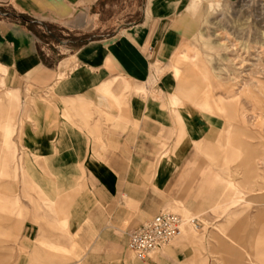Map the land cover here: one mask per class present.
I'll list each match as a JSON object with an SVG mask.
<instances>
[{
  "label": "crops",
  "instance_id": "obj_1",
  "mask_svg": "<svg viewBox=\"0 0 264 264\" xmlns=\"http://www.w3.org/2000/svg\"><path fill=\"white\" fill-rule=\"evenodd\" d=\"M103 1L0 0V121L8 140L15 126L18 156L26 151L42 158L27 167L35 176L31 183L51 203V214L42 212L50 221L48 233L28 218L23 235L60 247L55 228L63 222L73 252L80 253L68 264H202L189 235L145 261L134 257L127 242L132 230L168 207L203 213L227 191L219 205L225 211L243 201L234 181L205 156L219 123L181 109L193 102L223 114L224 106L214 105L207 92L212 80L173 58L191 32L184 15H202L213 2L201 8L204 0H150L139 24L82 44L67 39L69 55L61 56L50 41L53 27ZM166 63L184 81L171 97L175 108L164 98L173 77L154 75ZM233 127L227 120V140ZM237 132L247 135L246 128ZM241 144L233 153H250L252 144ZM165 146L170 151L162 154ZM258 194L263 205L264 195ZM219 231L229 234L224 225Z\"/></svg>",
  "mask_w": 264,
  "mask_h": 264
},
{
  "label": "rangeland",
  "instance_id": "obj_2",
  "mask_svg": "<svg viewBox=\"0 0 264 264\" xmlns=\"http://www.w3.org/2000/svg\"><path fill=\"white\" fill-rule=\"evenodd\" d=\"M210 2L213 4L204 14L184 15L191 32L173 58L183 68L208 73L212 82L207 92L214 105L224 106V113L193 102H186L181 109L195 110L219 123L216 141L205 156L234 181L243 193V201L231 211H225L219 205L229 195L227 191L215 206L203 213L193 214L179 206L162 211L182 215L185 223L181 235L196 239L202 264H264V204L258 205V192L261 198L264 195V0H204L200 1L201 8ZM149 3L150 0H104L91 11L79 10L73 18L53 27L54 37L50 41L58 46L61 56H67L68 47L64 43L67 39L82 44L94 38L115 36L145 19ZM183 50L186 52L180 57ZM167 64L157 67L154 75L173 77V89H167L164 98L170 108H175L171 97L179 93L184 81ZM207 92H202L204 101ZM227 120L234 122L235 130L228 140L224 129ZM14 127L8 140L0 121L4 135V142L0 143V264H46V260L73 263L80 253L73 252L72 237L63 222L55 228L60 233V247L41 238L28 241L23 235L28 218L40 224L42 234L48 233L50 221L42 218V212L47 210L51 214V203L31 183L34 173L28 172L27 166L40 164L42 158L27 156L26 151L18 156L13 141ZM240 128H246L247 135L238 134ZM241 141L252 144V152L240 156L233 153L241 147ZM169 151L166 147L162 154ZM194 217L199 219L195 226L191 223ZM223 225L229 234L219 231ZM38 247L48 251L38 252Z\"/></svg>",
  "mask_w": 264,
  "mask_h": 264
},
{
  "label": "built area",
  "instance_id": "obj_3",
  "mask_svg": "<svg viewBox=\"0 0 264 264\" xmlns=\"http://www.w3.org/2000/svg\"><path fill=\"white\" fill-rule=\"evenodd\" d=\"M198 220L194 217L191 223L195 226ZM183 224L184 219L181 214L162 211L130 232L128 250L136 259L145 261L178 238L183 232Z\"/></svg>",
  "mask_w": 264,
  "mask_h": 264
},
{
  "label": "bare ground",
  "instance_id": "obj_4",
  "mask_svg": "<svg viewBox=\"0 0 264 264\" xmlns=\"http://www.w3.org/2000/svg\"><path fill=\"white\" fill-rule=\"evenodd\" d=\"M185 97H187V96H185ZM184 223H185V221H184ZM183 226H184V224H183ZM184 228V227H183Z\"/></svg>",
  "mask_w": 264,
  "mask_h": 264
}]
</instances>
